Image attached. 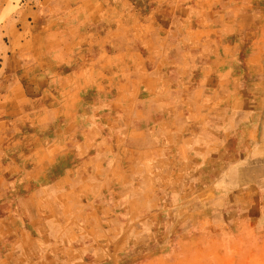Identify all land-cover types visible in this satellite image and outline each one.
Masks as SVG:
<instances>
[{"label":"rangeland","instance_id":"374dc122","mask_svg":"<svg viewBox=\"0 0 264 264\" xmlns=\"http://www.w3.org/2000/svg\"><path fill=\"white\" fill-rule=\"evenodd\" d=\"M263 135L264 0H0V264H264Z\"/></svg>","mask_w":264,"mask_h":264},{"label":"crops","instance_id":"0c3cea01","mask_svg":"<svg viewBox=\"0 0 264 264\" xmlns=\"http://www.w3.org/2000/svg\"><path fill=\"white\" fill-rule=\"evenodd\" d=\"M263 134V132H262ZM255 151H256V156L258 157L260 154H264V135L259 136L255 145Z\"/></svg>","mask_w":264,"mask_h":264}]
</instances>
